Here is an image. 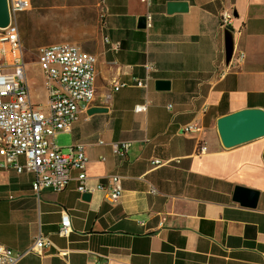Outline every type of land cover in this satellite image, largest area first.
I'll return each mask as SVG.
<instances>
[{"label":"crops","instance_id":"0c3cea01","mask_svg":"<svg viewBox=\"0 0 264 264\" xmlns=\"http://www.w3.org/2000/svg\"><path fill=\"white\" fill-rule=\"evenodd\" d=\"M169 1L188 9L169 12ZM77 6L71 33L89 35L78 43L98 58L91 106L108 109L83 112L55 142L84 143L88 184L105 188L84 199L75 169L64 190L37 196L33 173L0 167V242L26 252L40 232L52 241L19 264H264V136L225 147L218 130L228 113L264 109V0H95L88 26L86 0ZM224 11L233 12L234 47L246 54L238 68L226 63ZM105 38L120 41L119 52ZM148 60L158 70L147 88L114 90L115 80L146 77ZM158 79L170 88H157ZM147 99L148 110L135 111ZM190 123L201 129L184 132ZM123 140L131 148L116 153L113 143ZM112 174L122 177L118 201ZM237 185L260 192L256 207L233 200ZM63 211L68 236L59 234Z\"/></svg>","mask_w":264,"mask_h":264},{"label":"built area","instance_id":"2783aa9c","mask_svg":"<svg viewBox=\"0 0 264 264\" xmlns=\"http://www.w3.org/2000/svg\"><path fill=\"white\" fill-rule=\"evenodd\" d=\"M8 4L11 20L7 26H0V143L4 152L0 167L13 168L18 173H33L35 178L32 187L37 196L46 188L56 192L64 190L73 179L72 171L75 169L78 170L76 179L80 192L104 189L101 183L96 186L88 184V158L84 143L76 142L65 152L55 142L57 133L71 128L95 101L97 55L70 41L39 46L36 60L42 68L47 102L44 105L36 104L27 78V53L19 25L21 14L32 8V0H8ZM233 19L232 11H224L221 27L226 29L228 25H232ZM105 39L114 52H119L120 41ZM245 57V52H237L234 47L228 66L238 68ZM145 67L146 77H135L132 82L115 80L114 90L130 85L147 88L152 72L158 68L151 60L146 62ZM149 103L147 99L136 104L134 109L138 112L147 111ZM171 106L170 104L169 107ZM199 129L201 127L198 124L190 123L184 126L183 131ZM100 142L103 143L104 140ZM131 145L129 140L118 141L113 143V149L116 153H126ZM205 148L206 146L202 147ZM152 163L162 162L155 158ZM109 181L110 196L113 201H118L123 191L122 177L112 174ZM150 191L157 193L158 189L151 186ZM71 231L70 215L63 211L59 234L68 236ZM51 244L52 241L41 232L26 252H16L0 242V264H19L28 252L41 253Z\"/></svg>","mask_w":264,"mask_h":264},{"label":"rangeland","instance_id":"374dc122","mask_svg":"<svg viewBox=\"0 0 264 264\" xmlns=\"http://www.w3.org/2000/svg\"><path fill=\"white\" fill-rule=\"evenodd\" d=\"M95 0H86L85 25H92L93 4ZM32 8L22 13L19 25L26 33L28 43L24 42L27 53V78L36 104H46L44 76L37 62L38 47L61 41L78 43L80 39L89 38L86 34L71 33L78 25V0H32ZM24 41V40H23ZM56 141V140H55ZM67 152L68 148H63Z\"/></svg>","mask_w":264,"mask_h":264},{"label":"water","instance_id":"95a60500","mask_svg":"<svg viewBox=\"0 0 264 264\" xmlns=\"http://www.w3.org/2000/svg\"><path fill=\"white\" fill-rule=\"evenodd\" d=\"M188 9L187 1H169L168 11H185ZM11 20L8 0H0V26L5 27ZM147 25L145 15L139 18V27ZM233 26L228 25L225 29V54L226 63L229 64L234 52ZM171 81L168 79L156 80L157 88L169 89ZM104 106H91L89 114L107 111ZM218 130L225 147H232L247 141L264 136V109L260 107H248L228 113L218 119ZM92 193L83 194L84 199L91 198ZM260 192L257 189L243 185H237L234 190L233 200L242 206L256 207Z\"/></svg>","mask_w":264,"mask_h":264},{"label":"trees","instance_id":"16d2710c","mask_svg":"<svg viewBox=\"0 0 264 264\" xmlns=\"http://www.w3.org/2000/svg\"><path fill=\"white\" fill-rule=\"evenodd\" d=\"M24 13V12H23Z\"/></svg>","mask_w":264,"mask_h":264}]
</instances>
